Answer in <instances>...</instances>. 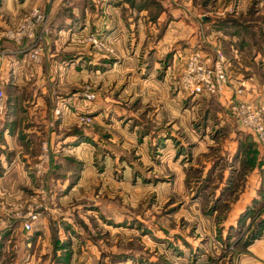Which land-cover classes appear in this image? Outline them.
I'll list each match as a JSON object with an SVG mask.
<instances>
[{"label": "rangeland", "instance_id": "1", "mask_svg": "<svg viewBox=\"0 0 264 264\" xmlns=\"http://www.w3.org/2000/svg\"><path fill=\"white\" fill-rule=\"evenodd\" d=\"M118 24L125 55L110 36ZM8 50L26 60L17 86ZM196 55L208 68L225 62L232 96L184 89ZM54 60L65 69L52 75ZM263 67L264 0H0V126L11 97L42 99L48 81L55 115L71 123L57 155L40 143L32 179L0 199V264H264V146L232 109L264 86ZM43 123L25 116V127ZM16 226L41 243L22 253Z\"/></svg>", "mask_w": 264, "mask_h": 264}, {"label": "crops", "instance_id": "2", "mask_svg": "<svg viewBox=\"0 0 264 264\" xmlns=\"http://www.w3.org/2000/svg\"><path fill=\"white\" fill-rule=\"evenodd\" d=\"M168 9V6H167ZM119 23V22H117ZM119 25V29L118 30H111V37L114 36V34H117V43H120L121 41H124L127 39V33L124 29V27L121 24ZM172 24L167 25V31H166V35L169 34V32L171 31V27ZM110 29H113L115 27L110 25L109 26ZM150 31H153L152 29H150ZM65 32L62 31L59 34V37L57 38V43H56V53L58 51V47L60 45L63 46L64 40L67 38L66 35H63ZM152 34H155V32H153ZM120 39V40H119ZM63 42V43H61ZM122 45V42L120 43ZM123 46V45H122ZM124 47V46H123ZM156 49H159L156 47ZM119 50H123L124 52H120L121 54H128V48L124 47V49H119ZM9 51V50H8ZM13 50L9 51L10 55H7L6 58L4 59L5 62H9L12 64L11 69H10V80H11V85L12 86H17L20 81V78H18L20 76H25L26 74V70H27V64H26V60H22L20 65H17V58L19 57L18 54H15L16 52H12ZM23 55V54H22ZM10 58H16L15 61H12ZM11 61H10V60ZM54 64H50V62L48 63V66L50 64V68L52 75H53V71H57L60 69L61 66H57V65H61L58 63L57 60L53 61ZM72 64V63H71ZM73 67V65H71ZM39 67H41L40 65H35L32 69H35V71L37 72V70L39 69ZM62 68V67H61ZM156 67H154L155 69ZM31 69V70H32ZM65 69L64 67L62 68V70ZM252 70H255L256 68L253 67L251 68ZM40 70V69H39ZM71 72H74V68L69 69ZM154 72V70L152 71ZM262 73L264 72V67L261 71ZM238 73V72H237ZM240 74V73H239ZM90 75V74H89ZM248 75V74H247ZM51 76V75H50ZM49 76V77H50ZM71 76V75H70ZM94 76V74H93ZM153 76V75H152ZM243 76V75H241ZM241 76L235 77V81L236 84H239L240 81L243 79L241 78ZM59 77H61V74L59 75ZM56 79V76L54 77ZM153 78V79H152ZM89 79L92 81L93 80V84L95 85V79L94 77ZM138 79V78H135ZM147 79H152L151 81L156 83V87H158L160 85V82H166L168 83V78L165 77H161V79H157L156 77H150V75L148 76ZM234 80V79H233ZM260 80V79H259ZM57 81V79H56ZM55 81V82H56ZM261 82H263L262 80H260ZM59 82V83H58ZM70 81H65V83H68ZM48 85V89L49 90H45L44 93H42V96H44L42 99H40L39 97L36 98H30V99H26V97H23L22 95H20L21 97H16V98H12L8 101L9 107L7 108L6 111V115L4 117L6 124L5 126H0V139L4 142L3 146H0V148H4L7 150H1L0 149V199L3 200H9V199H13L16 198L18 195V188L17 185L18 184H24V183H28L30 179H32L31 177V173H33L32 167L34 166V164L37 162V158L39 156V145L41 144V147L45 145V141L50 142V148H51V153L52 156L53 155H57V152L55 151V147L56 146V141H57V137L61 135L62 132L65 131V129H69L71 128V123H65L66 121H69L68 117H57L53 111V109H55L56 107V103L58 102V97L56 96V89L53 90L50 86V83L52 82H47ZM64 83V84H65ZM76 85H78V82H74ZM58 84L62 85L63 82L57 81V85ZM63 84V85H64ZM25 85V83H24ZM166 85V84H165ZM264 85V83H263ZM68 86V85H66ZM27 87V86H25ZM53 87V86H52ZM64 87V86H63ZM163 87V86H161ZM249 88V87H248ZM55 91V92H54ZM228 91V89H227ZM225 91L226 95L229 96V91L227 92ZM232 91V90H231ZM230 95L232 96V94L230 93ZM57 97V98H55ZM222 97V96H221ZM244 100L249 101V102H254L260 105H264V86L263 87H259V90L255 88L254 85H251V89H248V91L245 92L244 97H242ZM224 99V100H223ZM221 101L223 103H225V98L222 97ZM28 104L30 107L29 111L28 107H26V105L24 104ZM19 108L21 107L22 112H20V110L15 111V108ZM12 108V110L10 109ZM14 108V109H13ZM29 112H31V115H27L29 114ZM25 116H27L28 118H30V122H35L37 125L38 123H40L41 119L43 122H47V121H51V120H56V125L55 127H51L49 128V130L43 131L44 128H46L45 126L47 125V123H43V125L41 126H37V127H25L24 126V121H25ZM3 118V117H2ZM12 123V124H11ZM11 124V125H10ZM41 134V136L39 137V135ZM37 136V140H32L31 136ZM34 136V137H35ZM49 136V137H48ZM44 137H47V139H44ZM43 138V139H42ZM49 138V139H48ZM55 138V139H54ZM42 141H41V140ZM65 142V141H63ZM66 145H69V143H66ZM60 147V146H59ZM71 147V146H69ZM64 148H62L63 150ZM63 156V155H60ZM20 227L16 226L13 229V232L15 231V235L18 236V239H15V243L19 242L17 245L20 247H24L23 252L22 253H27L29 251H31L32 249H34L36 246H38L41 241H36L33 242V245L31 246L30 242L24 241L22 240V235L20 234V236L18 235V231L21 232V230L19 229ZM42 239L44 237L40 236ZM46 241V240H45ZM42 243H45L42 240ZM29 247H31V250H29ZM43 248V246H42ZM17 255L15 257L17 258H23V255H20L21 252H16ZM20 259H18V261H21ZM22 262V261H21Z\"/></svg>", "mask_w": 264, "mask_h": 264}, {"label": "built area", "instance_id": "3", "mask_svg": "<svg viewBox=\"0 0 264 264\" xmlns=\"http://www.w3.org/2000/svg\"><path fill=\"white\" fill-rule=\"evenodd\" d=\"M43 20L42 15H38ZM87 44L97 42L93 35L84 38ZM196 55L190 62L182 77V84L185 90L200 93H218L225 91L229 80L225 74V62L221 59L214 68H208L197 59ZM5 107V92L0 83V113ZM233 113L240 121L255 134L260 145L264 146V106L256 107L250 102H235L232 105ZM39 218V212L31 210L27 213L24 227L27 230L32 228L33 222Z\"/></svg>", "mask_w": 264, "mask_h": 264}]
</instances>
